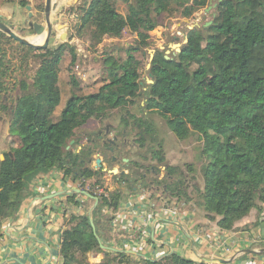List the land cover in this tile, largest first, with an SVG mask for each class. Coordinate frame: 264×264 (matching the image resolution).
Listing matches in <instances>:
<instances>
[{
    "label": "trees",
    "instance_id": "obj_1",
    "mask_svg": "<svg viewBox=\"0 0 264 264\" xmlns=\"http://www.w3.org/2000/svg\"><path fill=\"white\" fill-rule=\"evenodd\" d=\"M18 1L22 8L29 5L28 0ZM210 3L211 0H91L71 38H80L88 31L90 42L98 47L106 38L119 40L128 32L136 36L138 48L128 49L125 60L108 52L98 81L101 86L93 93L80 94V84L72 77L71 96L57 117L62 101L60 65L68 54L70 66H74L76 49L67 44L56 49H31L0 32V111L13 110L10 145L14 154L12 159L5 153L0 161V240L4 222L17 218L37 177L62 172L66 179L97 197L94 189L103 186L105 172L89 167L88 160L95 153L91 143L82 146L87 140L79 138V133L95 116L109 118L113 111L134 105L140 98L141 62L135 53L151 47L152 32L160 27L162 17L191 19ZM212 22L207 28H193L181 51L170 59L164 50L155 52L149 69L153 84L146 86L143 96L146 111L165 120L179 140L195 137L200 143L202 186L191 189L188 184L190 179L196 181L197 171L192 165L186 172L192 175L190 179L177 167L174 180L159 181L160 178L157 184H165L170 201L191 203L222 231H233L253 210L264 213V0H219ZM6 47L19 56L10 59ZM30 60L38 65L28 82ZM18 72L22 78L17 84L23 94L10 109L4 95ZM134 126L140 130L137 141L146 147L153 140L152 123L136 118ZM149 151L158 165L165 161L161 143ZM128 192L97 197L94 223H110L113 217L104 212L118 211L121 203L135 194L131 188ZM77 197L69 196L68 203L84 205ZM84 208L80 215L65 213L62 264H87L88 255L99 246L88 206ZM103 253L99 264H136L125 253ZM140 264L204 262L173 254L158 262Z\"/></svg>",
    "mask_w": 264,
    "mask_h": 264
},
{
    "label": "crops",
    "instance_id": "obj_2",
    "mask_svg": "<svg viewBox=\"0 0 264 264\" xmlns=\"http://www.w3.org/2000/svg\"><path fill=\"white\" fill-rule=\"evenodd\" d=\"M20 14L18 6L0 3V21L7 23ZM30 41L37 44L38 40L32 38ZM11 88L13 91L14 85ZM6 94L7 105H11L12 100ZM7 137L9 142L10 123L1 118L0 161L9 151L4 143ZM78 186L62 172L53 171L37 177L30 185V195L17 218L3 224L0 264H62L60 246L65 213L67 216L80 215L85 212L84 206H88L89 214L94 206V201L84 195L77 197L84 205L68 203L71 195L65 193ZM157 198L146 190H138L121 203L118 211H105L113 220L95 224L101 243L130 255L136 264L158 262L173 254L196 263L208 258L223 261L222 264H264V213L254 210L236 225L235 230L222 231L215 222L206 219L201 210L185 204L181 206L169 199L172 208L166 209ZM103 251L99 244L88 255L89 264L102 262Z\"/></svg>",
    "mask_w": 264,
    "mask_h": 264
},
{
    "label": "rangeland",
    "instance_id": "obj_3",
    "mask_svg": "<svg viewBox=\"0 0 264 264\" xmlns=\"http://www.w3.org/2000/svg\"><path fill=\"white\" fill-rule=\"evenodd\" d=\"M31 5L33 6L34 10V19L37 20L38 23L44 22L43 19V0H30ZM56 1V0H55ZM219 0H211L210 5L203 9L202 11L196 13L193 18L191 19H182L180 17L176 18H169V17H162L161 19V25L159 28H157L155 31L152 32V40H151V47L142 50L141 52L135 53L136 58L141 62V85L143 87L142 95L140 98H138L135 101V104H128L124 108H120L118 110H115L112 112L111 116L106 119L100 118L101 115L95 116L89 124L79 133L78 137L81 139H85V136H92V138H96V133L99 131L100 128H103L105 126H113L114 131H112L110 138L113 137V135L121 132L122 129L127 130V135L125 138L120 137L118 144L121 147V151H119L116 155L118 157L125 156L127 158L132 159L133 161H138L145 170L147 165H150L152 163L153 165H158V160L155 159L153 161H150L151 154L149 151L150 147L157 148L158 145L161 143L163 145V151L162 154H164L165 161L158 165L159 170L158 176L155 178V185L154 187H159V191L152 192L148 188L145 190L149 192L150 194L154 195V197L158 200L168 201L169 198L167 195L163 192V187L165 184L158 185L157 181L160 179L161 174H164V176H167L165 181L171 182L177 177L176 174V168L182 169V172H185V176H187L188 179L192 177V175H188V165H192L195 170L197 171L196 181H190L188 184L191 186V189L194 185L196 186H202L203 180L200 174V170L203 166V163L201 161L200 156V143L195 137H191L186 140H179L174 133L168 128L165 120H163L161 117H159L155 113H149L145 109L146 104V98L143 96V93L146 91V86L150 85L149 80H151L149 76V68L148 65L151 64L152 56L155 55V52L157 50H164L167 57H172L177 53L176 47L179 49L184 45L186 42V37L188 33L195 27L204 28L209 23L212 22V19L215 17V5L217 4ZM3 2L9 4L15 5L16 0H0V3L3 4ZM16 6V5H15ZM120 10L122 12H125V9L123 6L120 7ZM15 14V13H14ZM28 11L25 9L21 10V14L16 17L14 15L13 20L8 21L6 24L9 25L12 30H14L16 33H18L21 37L29 38L30 40L32 38H36L37 36L33 31H31L27 27L28 23ZM66 17L64 14H62L61 11L57 10L53 12L52 14V22L55 24V26H58V24H62L66 21H70V19L64 20ZM184 20H188V22H184ZM20 23V25L18 24ZM72 23V22H71ZM45 24V22H44ZM22 27L23 29L20 30L19 27ZM73 32H68L63 37L64 41H66L68 46H72L76 49L77 53V61L74 66H70L71 63V56L66 54V58L63 61L62 64V73H61V81H60V89L62 91V103H60L59 107L56 110L55 117L57 114L61 111L67 100L71 96V92L73 89V84L71 82L72 77H75V79L79 82L80 87L82 91H80V94L84 95L87 93H93L97 91V89L101 86V84H98L100 75L102 74L103 64L105 62L106 54L110 51L113 52V54L120 58L125 60L127 58L126 51L132 47L138 48L136 36L131 35L130 33L126 32L123 37L119 40H112L109 38H106L101 45L98 47H94L93 44L90 42L89 39V32L84 31L82 34V37L77 38H71V35L75 33V27ZM70 33V34H69ZM60 44V43H59ZM52 47V46H51ZM8 57L10 59L19 56L18 52L13 51L11 48L6 47ZM155 51V52H154ZM37 64H33L32 67L30 66L27 69L28 77L26 80L28 82H31V77H33L35 70H36ZM22 76L18 72L15 75V78L12 80V85H14L13 91L12 88L9 90V93L6 94V97L12 100L11 105L13 104V101H15L18 97H20L23 92L20 88V85L17 84L21 80ZM6 101V99H5ZM8 104V101H6ZM102 112V110H101ZM11 110L10 112H2L0 111V120L1 118H5L8 123H10L11 120ZM134 115V116H133ZM144 119L147 122L152 123V127L154 129V136L153 140L146 143V147H142L141 144L137 141L138 140V134L140 130L134 126L135 119ZM128 121V125L125 126V121ZM147 136V135H146ZM124 139L127 140L128 144L124 143ZM7 139L4 141V143H7L8 152H11V145L10 143V137L9 142ZM87 140V139H85ZM1 143V142H0ZM3 143V144H4ZM84 145L86 144V141L83 142ZM83 146V144H82ZM94 155L92 156V164L89 166L94 171L95 166V160L96 159H106V151H103L102 144L96 143L93 146ZM4 153V154H5ZM100 154L101 157H98ZM4 157V155H3ZM2 161V160H1ZM105 166L110 168V164L108 161L105 160ZM158 163V164H157ZM128 168V171L133 167ZM165 167V169H164ZM130 172V171H129ZM149 174L148 172H146ZM126 179V178H125ZM122 180V181H125ZM153 179V178H151ZM102 183L103 186L101 188H95L97 192L99 190H103V195H107L110 193H115L116 191L120 190L121 183H119V180L115 176H111L108 173H105V176L103 177ZM162 181V180H159ZM90 182L88 181L87 184ZM77 189H79L77 187ZM83 191H88L84 190ZM154 193V194H153ZM169 199V200H168ZM179 205L183 206L184 204L191 207V205L182 202H177ZM175 206V205H174ZM195 208V207H194ZM89 211V210H88ZM254 211V210H253ZM257 211V210H256ZM87 264L88 257H87Z\"/></svg>",
    "mask_w": 264,
    "mask_h": 264
},
{
    "label": "flooded vegetation",
    "instance_id": "obj_4",
    "mask_svg": "<svg viewBox=\"0 0 264 264\" xmlns=\"http://www.w3.org/2000/svg\"><path fill=\"white\" fill-rule=\"evenodd\" d=\"M29 5H31V1H29ZM91 0H53V4L55 6V9L52 11L53 12L59 10L62 12V14H64V16L66 17L64 20L66 21L67 19H70L71 22L66 21L62 24H58V26H55V24L52 22V14H51V23L53 25V31H52V37L50 39L49 42V46L48 48H53L56 49L62 45L67 44L66 41H64L63 37L68 32H73L74 29L72 30V26L73 28L76 26L77 23L80 22V19L82 17V12H84L85 10H87V8L89 7ZM46 3L47 0H43V7H42V12H43V19L44 22L38 23L36 19H34V16L32 19L29 18V12H28V23H27V27L33 31L29 24L30 23H38L40 25H43L44 27H46V15H45V11H46ZM16 6H18L21 10L26 8H22L19 5V1L16 0L15 3ZM28 5V6H29ZM27 7V6H26ZM33 8V6H32ZM34 10V8H33ZM27 11V10H26ZM34 14V13H33ZM20 25V23H18ZM18 25V27H19ZM20 30H22V27H19ZM34 32V31H33ZM60 32V36L58 37L57 34ZM35 33V32H34ZM70 34V33H69ZM36 35V33H35ZM68 35V34H67ZM37 36V35H36ZM38 37V36H37ZM36 37V38H37ZM16 42V41H15ZM17 44H20L18 42H16ZM60 43V44H59ZM21 45V44H20ZM52 46V47H51ZM47 48V49H48ZM31 64L30 66L32 67L33 64H37L35 63L33 60H30ZM62 64L60 65V69L62 72ZM38 65V64H37ZM37 69V67H36ZM36 71V70H35ZM61 74V73H60ZM150 75V74H149ZM11 88V87H10ZM140 97L142 95V93L139 94ZM10 107V109L13 108L14 104L12 105H8ZM10 112V111H9ZM11 112L13 113V110H11ZM112 131H114L113 126L109 127L108 125L100 128L99 131L96 133V138H92V136H85L87 141L86 143H91L90 145L93 146L96 143H101L102 144V148L103 151H106V159H101L102 163L100 166L97 165V160H95V164L97 166H95V170L96 171H100L103 170L105 173L110 174V171H113L114 169H117V173L115 175L110 174L111 176H115L117 177V179L119 181H121L122 178H126L125 181H122L121 183V187L120 190L121 192H123L124 194H128L129 189L131 188L132 191L137 192L138 190H145L146 188H148L150 191L152 192H157L159 191V187H154L156 181L155 178L158 176L157 171L155 170V166L152 163H150L151 166L147 165L145 168V170L142 167L139 166H133L129 171L128 168L131 167L133 165V163H135L132 159L125 157L124 155L121 157H118L116 154L121 151V147L118 144L120 137L125 138L127 135V130L126 129H122L121 132L113 135L112 138H110ZM124 143H127V140L124 139ZM88 145V144H87ZM98 157H101L100 154ZM105 160L109 162L110 164V168L105 166ZM150 161L155 160V158L153 156H151V158L149 159ZM92 159L88 160V163L91 165L92 164ZM160 166V165H159ZM161 168V166L159 167ZM165 169V167H164ZM146 172H148L149 174H147ZM153 178V179H151ZM161 180H166L167 176H164V174H161ZM126 180H128V182H126ZM163 192L165 194L166 192V187H163ZM153 193V194H154Z\"/></svg>",
    "mask_w": 264,
    "mask_h": 264
},
{
    "label": "water",
    "instance_id": "obj_5",
    "mask_svg": "<svg viewBox=\"0 0 264 264\" xmlns=\"http://www.w3.org/2000/svg\"><path fill=\"white\" fill-rule=\"evenodd\" d=\"M221 1V0H220ZM215 9L217 8V4L214 6ZM55 9V6L53 4V0H47V3H46V11H45V15H46V27H44L43 25H40L38 23H30L29 26L30 28L36 33V35L38 36L37 38H44V41L42 44H36V43H33V42H30L29 38H24V37H21L18 33H16L14 30H12V28L7 25L6 23L0 21V32L7 35L8 37H10L11 39H13L14 41L20 43L21 45H24L28 48H31V49H37V50H40V49H47L48 46H49V42H50V39L52 37V31H53V25L51 23V14H52V11ZM26 10L29 12V18L32 19L34 14H33V8L32 6H27L26 7ZM184 22H188V20H184ZM213 22L209 23L207 26H205L204 28H207L209 26L212 25ZM196 28H199V27H196ZM66 36V35H65ZM187 42V40H186ZM185 42V43H186ZM177 49V52H180L181 51V48L179 49L178 47H176ZM155 52V51H154ZM152 60L154 59V55L152 56ZM167 59H170L169 57L166 56ZM151 60V61H152ZM148 68L150 69L151 68V64L148 65ZM151 80H149V83L150 84H153V76L150 74L149 75ZM9 156L14 159V154L12 152L8 153ZM2 160H4V157L2 158ZM102 163L101 159H98L97 160V165L100 166ZM117 173V169H114L113 171H110V174H113L115 175ZM74 194H77V195H84L86 196L87 198L91 199L94 201V206L92 207L90 213H89V217H90V223H91V226L93 228V231H94V234H95V237L96 239L98 240L101 248L105 251H111V252H120L118 250H115V249H112V248H109V247H106L104 246L102 243H101V240H100V237L96 231V225L94 223V219H93V212L96 210L98 204H99V198L91 195L88 191H83L81 189H74V191L70 192V193H65V195H74ZM204 263H208V264H222L224 263L223 261H219V260H212V259H204L203 260Z\"/></svg>",
    "mask_w": 264,
    "mask_h": 264
},
{
    "label": "built area",
    "instance_id": "obj_6",
    "mask_svg": "<svg viewBox=\"0 0 264 264\" xmlns=\"http://www.w3.org/2000/svg\"><path fill=\"white\" fill-rule=\"evenodd\" d=\"M79 189L83 190L80 185L78 186ZM89 189V188H88ZM94 193L97 197L103 195L104 191L103 190H99L98 192L96 190H94ZM163 207L166 209H171L172 208V204H170L168 201H163ZM145 219V217H144ZM204 264H208V263H204Z\"/></svg>",
    "mask_w": 264,
    "mask_h": 264
},
{
    "label": "bare ground",
    "instance_id": "obj_7",
    "mask_svg": "<svg viewBox=\"0 0 264 264\" xmlns=\"http://www.w3.org/2000/svg\"><path fill=\"white\" fill-rule=\"evenodd\" d=\"M38 41H39V43L42 41V43H43V41H44V38H36ZM38 41H37V44H38ZM31 42V41H30ZM41 43V44H42Z\"/></svg>",
    "mask_w": 264,
    "mask_h": 264
}]
</instances>
